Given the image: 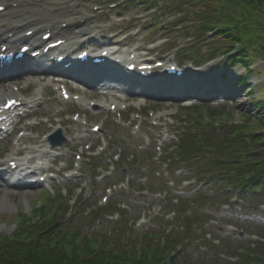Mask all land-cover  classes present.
<instances>
[{"label": "rangeland", "instance_id": "374dc122", "mask_svg": "<svg viewBox=\"0 0 264 264\" xmlns=\"http://www.w3.org/2000/svg\"><path fill=\"white\" fill-rule=\"evenodd\" d=\"M59 2L70 5L68 6L70 8H64L62 13L65 15L69 13L70 20L77 28L85 30L88 26L95 25L103 42L114 40L127 44L131 41L129 44L133 46L132 48L143 47L145 51L147 44L159 38H169L168 46L161 50L160 55L168 56L171 62L177 61L180 65L191 66L188 63L192 61L181 63L177 60V52L181 48L191 46L190 42L197 43L192 44L195 45L192 48L197 49V59L206 60L221 41L211 33L209 34L210 29L197 30L203 21L198 22L195 19L199 10L195 8L193 13L190 12L194 6L184 0H148L147 3L143 0H61ZM75 9L78 11H74ZM85 17L89 18L88 22L83 25L84 23L81 24L79 20ZM205 18L204 15L202 19L205 20ZM97 41L98 39L95 43ZM153 55H156V52ZM214 62L215 66L209 63L206 68L204 67L205 70L207 68L212 70L217 66L219 70L223 68L225 75L228 72L232 73L231 79L216 90V94L221 97L229 96L223 106L229 109L230 113L220 124H227L231 128L234 124L243 126L244 122L240 124L242 119L251 127L264 128L258 124L259 118L264 116V111L257 109L253 102L255 98L258 101L264 99V87H262L264 85V59L255 58L252 61L254 71L247 75L240 66L230 65L224 68L225 62L220 58ZM193 65L191 67H194ZM202 71H204L203 68ZM255 78L258 81H255ZM25 90L24 92L30 96L27 88ZM35 93L34 91L31 95L34 96ZM57 94L50 87L44 88L43 96L46 101H42L32 118L39 120V125L22 123L30 136L27 135L22 139L18 147L10 146L11 137L0 143V157L9 156L11 150L12 155L19 153L22 157L36 150H47L50 154L46 152L42 159H51L56 166L55 169L46 170L54 173V179L40 186L17 190L16 196L12 197L11 205L3 206L5 201L0 196V207L4 209L3 213H0V234L7 236L15 233L18 220L13 214L18 210L27 213L29 217L31 214L40 215L43 210L53 214L59 206L62 207L68 201L73 209V215H76V217L73 216L74 219L80 220L84 218V212L91 209L90 214H92L101 208V204H104L102 197L109 194L111 192L109 189H111L112 196L106 205L111 202L120 203L128 210L129 216L135 218L134 222H129V228H132L130 235L134 239L149 227L163 229L169 226V230L176 228L183 233L182 255L183 251L185 255L181 257L180 264H233L236 262L231 261L230 258L239 254L237 253L239 246L246 247L250 242L254 244L259 240L264 241V204H261L264 202L262 200L264 192L256 199L260 203L251 200L247 203L257 210L252 214L253 216L245 212L244 203L240 201L227 204L228 206L221 205V201H218L205 206L199 204L200 211L195 219L178 221L174 216L169 219L163 217L166 212L160 209L167 205L166 193H171L170 189L189 190L194 187V185L185 183L181 185L179 182L176 185H169L168 182L166 185V176L170 177L172 171L166 172L167 166L164 165L163 169L160 165L165 146L175 142L179 134V126L182 124L180 121L182 115L178 112L179 103L156 105L149 102L147 104V109H157L161 114L166 112L175 121L174 125L168 124L169 137L165 141L166 137L163 135L165 129L150 127L149 119L143 120L141 134H136L130 127L117 120V116L108 108L89 113V117L85 118L87 123L83 120L75 122L73 115L78 111L84 112V109L74 103H62ZM82 106L86 108L87 103ZM201 106L204 108V105ZM243 114L249 116L250 119ZM128 117L125 115L124 120L127 121ZM43 118H48V121ZM96 123L102 126L98 134L92 132V125ZM56 126H61L62 132L55 134V137L50 140L49 134L52 135ZM146 135L151 139L150 144H146L144 139ZM54 139L62 144L56 145L58 142ZM159 141H164L161 151L157 149L161 146ZM89 146L95 149V156H93V151L87 150ZM77 154L82 157L80 167L75 158ZM85 168L86 171H84ZM172 177L173 175L170 178ZM178 178L181 181V175H178ZM127 188L135 192L129 193ZM0 189L3 188L0 187ZM208 189L210 186L205 187L204 191ZM259 190L262 189L257 191ZM44 192H46L44 199L37 202L42 195H45ZM142 193H146L147 197H141ZM207 195L217 197L214 190L208 192ZM220 195L226 197L223 193ZM51 197L52 201H49ZM222 200H227V197ZM45 202H47L46 207L37 211V214L34 213V210ZM60 202L63 203L59 205ZM26 203L30 204L27 207L28 210H25ZM142 214L148 216L145 224L136 222ZM100 218L101 221L95 229L101 228L102 232H106V229L109 230L111 226L109 222L107 223L108 219L105 220L103 216ZM116 218L117 215L109 217V220L114 221ZM60 219L66 222L65 216ZM232 225L235 226L233 229ZM58 227L61 228L62 225L59 224ZM231 229L232 232H230ZM179 249L180 247L176 250ZM250 264H254V260Z\"/></svg>", "mask_w": 264, "mask_h": 264}, {"label": "trees", "instance_id": "16d2710c", "mask_svg": "<svg viewBox=\"0 0 264 264\" xmlns=\"http://www.w3.org/2000/svg\"><path fill=\"white\" fill-rule=\"evenodd\" d=\"M194 2L199 10L198 18L206 16L202 30L216 31L225 45L237 44L236 56L229 58L232 64L249 69L253 57L264 59V0ZM219 49L225 55L231 51L223 45ZM253 102L257 109L264 111V99L255 98ZM210 111V115L214 114L213 109ZM258 124L264 126V116ZM216 129L210 126L183 140L181 147L187 148L185 155L206 150L204 161L215 168L216 179H226L243 189L258 182L264 186V132L255 133L258 129L246 123L226 129L223 136ZM211 143L215 147H209ZM44 213L41 220L35 219L36 223L32 219L38 215L24 218L12 237L0 235V264H175L178 261L170 254L169 244L143 249L134 245L122 250L118 248V238L102 240L98 233L82 232L74 224L68 230V225L59 219V211ZM59 224L63 226L58 228ZM255 251L258 262L264 263V245L260 244L258 252Z\"/></svg>", "mask_w": 264, "mask_h": 264}, {"label": "bare ground", "instance_id": "6f19581e", "mask_svg": "<svg viewBox=\"0 0 264 264\" xmlns=\"http://www.w3.org/2000/svg\"><path fill=\"white\" fill-rule=\"evenodd\" d=\"M17 3L19 4H23L25 3L24 0H18ZM66 3H61L59 1H55V0H42L41 4H37L34 7H30V8H25L22 10H18L16 8H13L12 10L8 11V14L6 15V17H4L2 20V25H0V31H2L4 34L5 33H11L14 32L15 35L18 34V32H20L22 30V25L17 26V24H23L24 22H26L27 18H40L42 19L43 23H46V26L52 28L53 30H57L60 32V27L58 26L59 24V20L61 18H67L70 17L71 15H68L65 13H62V10L65 9H69ZM54 8V9H53ZM56 8H60V10L58 12H55ZM74 11H78L77 9H75ZM65 16V17H63ZM27 17V18H26ZM70 19H68L67 21L69 22ZM33 25V23H31ZM72 28L73 31H68L71 29V27L68 26V28L66 29V33L68 35H70L69 37V41L68 42V46L67 47H74L75 45L78 44L77 40L81 37L79 35L85 33L86 30L84 29H80L77 28L74 24H72ZM32 42H36V43H40V39L36 36V34L34 36L31 37ZM77 42V43H76ZM215 66V64H214ZM216 71H220L218 69V67L216 66L215 68ZM26 69L23 67H20L18 70H16V72H18L20 75L26 74L25 73ZM190 76L192 78V80L196 79L197 73L190 71L189 72ZM203 76H201V78L203 79V83L206 85H210L212 84V82H214V80L216 79V74L214 72H210L207 74V72L202 74ZM181 84L180 89L183 88L184 90L186 88L185 87V83H179ZM183 91V90H182ZM181 93V92H179ZM3 96V93H0V98ZM83 99L87 100V96H83ZM98 104L101 103V100L96 101ZM105 102V101H104ZM35 152H38V154L41 153H45L43 150H36L34 151L31 155H33ZM27 156L25 157V159L22 161V165H24L27 162H29L31 160H33V158H36L37 156ZM34 161V160H33ZM0 187H2L3 189H0V196L1 198L4 199V205H11L12 204V197L16 196V191L20 188H22V185L20 183V181L16 182V184H10L12 182L7 181L5 179L0 178ZM10 182V183H9ZM6 208V207H4ZM3 207H0V212L3 211Z\"/></svg>", "mask_w": 264, "mask_h": 264}]
</instances>
